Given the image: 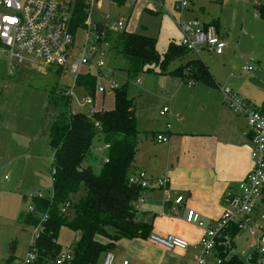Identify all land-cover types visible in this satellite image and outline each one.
Here are the masks:
<instances>
[{
    "label": "rangeland",
    "instance_id": "374dc122",
    "mask_svg": "<svg viewBox=\"0 0 264 264\" xmlns=\"http://www.w3.org/2000/svg\"><path fill=\"white\" fill-rule=\"evenodd\" d=\"M176 1L178 0H162L161 4L157 0H138L134 7L128 2L114 6L105 1L101 11L103 14L95 13L92 16L95 24L102 19L108 20L111 25H114L118 18L125 21L123 27L107 34L109 46L103 56L105 66L98 70L94 68L91 73L97 76L98 73L107 75L109 79L115 76L120 86L126 84L135 101L136 117L145 106L139 104L137 95L140 92L145 94L142 99L145 104H150L153 100L150 93L154 92L157 86V74L154 71L159 72V67L146 65L138 72L129 70V62L116 47L114 48V41L124 31L149 36L156 39V49L164 55L170 43L181 42L182 35L175 20H180L182 12L175 6ZM186 1L188 6L183 12L185 20L198 18L203 22L212 17H219L222 31H225L227 36L233 34L238 38L244 35L242 52H247L248 55L240 53V49L239 54L244 59H251L248 73L262 68L260 75H257L259 79L253 80V89L255 95L261 96L260 90L264 94V21L257 18L254 0ZM85 36V31L80 29L76 35L77 41L81 44ZM252 38L258 42L251 41ZM253 52L259 55L255 56ZM194 56L193 52H189L186 56L176 59L170 70L185 64ZM138 80H143L142 86ZM97 81L102 84L105 82L99 76ZM149 81L151 88L147 90L148 93L139 89L145 88ZM74 86L78 97L90 96L97 99L100 105L93 104L96 110H99V107L105 110L114 107L112 91L100 94L95 90V93L89 94L83 87L76 85L71 74L57 72L54 67H48L40 61L12 66L8 52L0 47V264H20L29 253L36 226L22 223L23 218L34 207L36 195L44 198H51L53 195L50 168L55 151L49 144L52 121L47 115L48 100L54 93L60 94L62 90H70ZM91 109V105H85L81 111L88 114ZM92 145V152L83 162V166H92L94 171L99 173L103 157L106 156V150L102 149L105 144L101 138L96 137ZM5 176L8 178L5 179ZM85 194L86 188L82 184L74 199L78 200ZM259 226V232L264 231V220ZM243 235L247 234L241 232L235 240V252L249 264L251 250ZM77 239V233L67 224L61 226L57 242L63 251L74 249Z\"/></svg>",
    "mask_w": 264,
    "mask_h": 264
},
{
    "label": "crops",
    "instance_id": "0c3cea01",
    "mask_svg": "<svg viewBox=\"0 0 264 264\" xmlns=\"http://www.w3.org/2000/svg\"><path fill=\"white\" fill-rule=\"evenodd\" d=\"M214 19L218 20L220 34L226 38V49L222 54L202 49L190 59L201 58L216 84L211 86L198 81L189 84V79L174 76L168 71L167 74L154 71L157 86L150 93L153 100L150 104L142 102L145 94L142 95L140 90L148 93L151 88L149 81L145 88H139L140 94L137 93L139 104L145 106L137 117L134 114L141 138L136 146L133 172L143 170L152 179L163 176L170 179L167 193L162 188L148 189L145 201L135 203L136 218L151 225V234H175L186 239L189 247L169 249L151 240L150 236L120 239L111 250L115 255L114 264H122L124 260L129 264H196L195 257L202 254L200 240L205 230L188 223L187 213L198 212L207 225L214 223L223 214L225 190L237 189L253 167L247 119L224 102L222 89L228 87L240 98L262 107L264 94L260 90L261 96L255 95L253 89V80L259 79L257 75L262 68L254 73L245 70L251 59H244L238 51L240 49V53L248 55L242 52L244 35L238 38L233 34L227 36L222 31L219 17L203 23ZM251 41L258 42L253 38ZM139 84L142 86L143 80ZM96 104L100 105L94 98ZM163 107L169 108L165 114L161 113ZM157 135H165L169 141L159 142ZM179 195H183L184 200L178 206L177 215H162ZM259 208L264 213V191ZM263 220L257 222L258 230ZM243 236L251 250L249 235ZM98 239L105 242L102 237ZM235 240L231 253H236ZM216 253L214 251L207 257V264H218ZM105 254L97 264H102Z\"/></svg>",
    "mask_w": 264,
    "mask_h": 264
},
{
    "label": "trees",
    "instance_id": "16d2710c",
    "mask_svg": "<svg viewBox=\"0 0 264 264\" xmlns=\"http://www.w3.org/2000/svg\"><path fill=\"white\" fill-rule=\"evenodd\" d=\"M254 5L258 16L264 20V0ZM80 15L83 21L86 15ZM204 24H213L217 29L219 26L216 19ZM105 40L108 42L107 36ZM156 43L152 37L124 31L114 41V48L129 62L131 71L138 72L146 65H155L159 67L160 74L168 71L185 80L211 86L216 84L201 58L187 60L185 64L170 70L176 59L190 51L181 43L172 42L165 54L161 55ZM97 80L98 76L90 71L80 74L76 84L93 94L99 84ZM66 93V89L60 94L54 93L47 105V115L52 121L49 144L55 151L50 168L53 195L51 198L36 195L33 211L22 221L33 226L42 222V230L35 239L36 258L30 264H55L54 260L63 251L57 236L64 224L78 235L76 246L71 250L73 259L70 264H97L103 253L115 248L118 240L147 238L151 234V225L136 218L135 203L143 189L130 182L134 173L136 146L141 136L134 116L135 101L129 94L128 86L125 84L115 89L112 109L95 110L92 116L72 114L71 100ZM96 122L100 124V129ZM96 137L101 138L104 146H107L99 173L92 166H83L92 152ZM82 184L86 194L75 200L74 195ZM66 202H70L71 206L64 214L61 208ZM44 216L46 218L42 220ZM238 232L237 227L232 229V234ZM99 237L105 242L100 241ZM215 251L223 260L222 264H246L238 254H229V249L224 245H217ZM258 255L255 253V257Z\"/></svg>",
    "mask_w": 264,
    "mask_h": 264
},
{
    "label": "built area",
    "instance_id": "2783aa9c",
    "mask_svg": "<svg viewBox=\"0 0 264 264\" xmlns=\"http://www.w3.org/2000/svg\"><path fill=\"white\" fill-rule=\"evenodd\" d=\"M105 1L114 6L128 2L133 7L138 2V0H0V44L8 52L11 65L19 66L27 62L40 61L48 67H54L57 72L64 71V74H71L75 82L80 74L104 67L103 56L109 46L105 40L108 31L117 30L125 25L123 18H118L114 25H111L108 20L104 21L103 17L99 23L93 22V14H103L101 11ZM157 1L163 4L161 0ZM259 1L254 0L255 4ZM175 6L182 12L180 20L175 21L182 35L180 43L183 46L196 54H199L202 49L216 54L224 52L227 43L215 25H206L198 19L185 20L183 12L188 6L186 0L176 1ZM80 13L86 15L83 21H81ZM106 18L108 19L107 16ZM80 29L86 33L81 44L76 37ZM84 68L85 71H83ZM248 69L250 66L245 67L246 71ZM98 76L105 81L103 84H98V93L113 92L119 88L120 83L115 76L111 79L100 73ZM192 83L194 81L190 80L189 84ZM74 88L75 86L66 93L71 100V113H84L81 108L91 105L92 109L86 115L92 116L95 112L94 99L90 96L78 97ZM222 92L224 102L247 119L253 167L237 189L225 190L222 197L224 211L214 223L207 225L198 212L187 213L188 223L205 230L200 240L202 254L196 256L195 260L196 264H207V257L215 251L217 245L226 246L230 254L233 250L232 243L239 233L246 232L250 237L249 264H264V231L259 232L257 226V222L264 219V213L259 208L264 191V108L240 98L228 87H224ZM168 111V107H163L161 113L165 114ZM96 126L98 129L101 128L98 122ZM156 138L159 142L169 141L165 135H157ZM102 149L106 150L107 146ZM105 161L108 159L105 158ZM7 178L5 176V179ZM169 181L168 176L152 179L143 170L135 171L130 182L143 189L136 203L145 201L148 189L162 188L167 193ZM183 200L184 196L179 195L169 209H164L162 215L176 216L178 206ZM70 206L71 203L66 202L61 212L66 214ZM45 218L46 216L42 220ZM234 227L239 229L235 235L232 234ZM41 230L42 222L36 226L29 253L25 260L20 261V264H30L36 258L35 239ZM150 238L169 249L189 247L186 239L175 234L164 236L150 234ZM221 238L223 239L220 240ZM255 253L259 254L258 257H255ZM72 259L73 253L71 249H68L62 251L54 263L70 264ZM114 262V253L107 252L102 264H114ZM217 263L222 264L223 260L219 258ZM122 264H129V262L124 260Z\"/></svg>",
    "mask_w": 264,
    "mask_h": 264
},
{
    "label": "water",
    "instance_id": "95a60500",
    "mask_svg": "<svg viewBox=\"0 0 264 264\" xmlns=\"http://www.w3.org/2000/svg\"><path fill=\"white\" fill-rule=\"evenodd\" d=\"M0 47L3 48V45L1 44Z\"/></svg>",
    "mask_w": 264,
    "mask_h": 264
}]
</instances>
